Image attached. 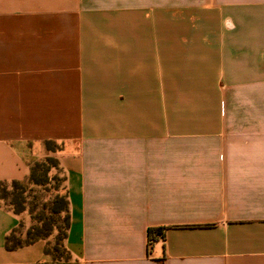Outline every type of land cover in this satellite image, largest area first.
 Segmentation results:
<instances>
[{
	"label": "crops",
	"instance_id": "obj_1",
	"mask_svg": "<svg viewBox=\"0 0 264 264\" xmlns=\"http://www.w3.org/2000/svg\"><path fill=\"white\" fill-rule=\"evenodd\" d=\"M49 155L66 264H264V0H0V182Z\"/></svg>",
	"mask_w": 264,
	"mask_h": 264
},
{
	"label": "trees",
	"instance_id": "obj_2",
	"mask_svg": "<svg viewBox=\"0 0 264 264\" xmlns=\"http://www.w3.org/2000/svg\"><path fill=\"white\" fill-rule=\"evenodd\" d=\"M46 146L48 149H53V143L51 141L46 142ZM52 161L56 162L55 159L51 157H45L44 161L42 163ZM40 163V164H42ZM39 162H34L29 167V174L26 179L22 181L18 180H12L9 181L10 189L6 190V187H4L6 182H0V193L2 198H9V203L6 205L9 207L15 214H19L24 210L23 208V202L19 199L20 193L24 190L25 184L31 183L33 184L35 182L34 179V172L36 167L38 166ZM3 186V187H1ZM57 198V197H56ZM61 208L65 212V217L63 218V226L61 227L59 225V221L55 220L52 215L58 212V209L56 208L55 202H50L49 204H46L45 208L49 210V214L46 218L40 219L42 220L40 223L33 225L28 233L27 238L25 240H17L14 239L12 234L13 230L5 237V247L8 250H13L19 247H22L24 245L31 244L37 240H46V247L44 248V254L50 257L49 261H42L34 264H66L70 261V253L66 249L64 243H62V240L64 241L66 239L67 230L69 227V211H68V203L66 200V196L63 193V196L61 197ZM55 229L57 231L56 237H55V243L50 247V243L47 239V237L51 234V230ZM158 233H162L163 238V229L160 227L157 228H149L148 229V239H154L155 235ZM60 247L62 249L60 250ZM65 255V256H63Z\"/></svg>",
	"mask_w": 264,
	"mask_h": 264
},
{
	"label": "rangeland",
	"instance_id": "obj_3",
	"mask_svg": "<svg viewBox=\"0 0 264 264\" xmlns=\"http://www.w3.org/2000/svg\"><path fill=\"white\" fill-rule=\"evenodd\" d=\"M52 148H54V145ZM45 157H51L55 159L56 162L48 161L42 163ZM35 162H39L33 173L35 182L33 184H25L24 190L19 195V199L23 202L24 210L18 214L20 218L12 234L14 239L22 241L27 238V233L33 225L40 223L42 221L40 219H44L50 215L49 210L45 208L46 204H49L52 201L56 203L55 206L58 209V212L53 214L52 217L59 221L61 227L63 226V218L65 217V212L61 208L60 200L63 196L61 188L62 173L57 159L54 156L49 155L40 157ZM4 187H6V190H9V182H6ZM0 203L7 205L9 203V198H2L0 193ZM56 234L57 231L52 229L51 234L47 237L50 247L55 243ZM62 243H64L63 240ZM61 249L62 247H60V250Z\"/></svg>",
	"mask_w": 264,
	"mask_h": 264
},
{
	"label": "built area",
	"instance_id": "obj_4",
	"mask_svg": "<svg viewBox=\"0 0 264 264\" xmlns=\"http://www.w3.org/2000/svg\"><path fill=\"white\" fill-rule=\"evenodd\" d=\"M161 239H162V233L156 234L154 239H148V246H151L152 243Z\"/></svg>",
	"mask_w": 264,
	"mask_h": 264
}]
</instances>
